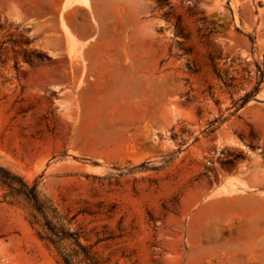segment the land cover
Masks as SVG:
<instances>
[{"label":"rangeland","instance_id":"374dc122","mask_svg":"<svg viewBox=\"0 0 264 264\" xmlns=\"http://www.w3.org/2000/svg\"><path fill=\"white\" fill-rule=\"evenodd\" d=\"M0 264H264V0H0Z\"/></svg>","mask_w":264,"mask_h":264},{"label":"crops","instance_id":"0c3cea01","mask_svg":"<svg viewBox=\"0 0 264 264\" xmlns=\"http://www.w3.org/2000/svg\"><path fill=\"white\" fill-rule=\"evenodd\" d=\"M87 3H88V0H87ZM76 4H83V3H80L79 0H64V8H67V7L76 5ZM85 6H88V5H85Z\"/></svg>","mask_w":264,"mask_h":264},{"label":"trees","instance_id":"16d2710c","mask_svg":"<svg viewBox=\"0 0 264 264\" xmlns=\"http://www.w3.org/2000/svg\"><path fill=\"white\" fill-rule=\"evenodd\" d=\"M258 89L256 88V91H257ZM249 96L250 95H248L246 98H249ZM24 189H26L27 190V186L25 185V184H23L22 183V190H24ZM21 191V190H20ZM32 195V198H33V200L35 201V203L37 204L38 202H37V199L35 198V196H33V194H31Z\"/></svg>","mask_w":264,"mask_h":264},{"label":"bare ground","instance_id":"6f19581e","mask_svg":"<svg viewBox=\"0 0 264 264\" xmlns=\"http://www.w3.org/2000/svg\"><path fill=\"white\" fill-rule=\"evenodd\" d=\"M80 3H83L84 5H88L87 0H79Z\"/></svg>","mask_w":264,"mask_h":264}]
</instances>
